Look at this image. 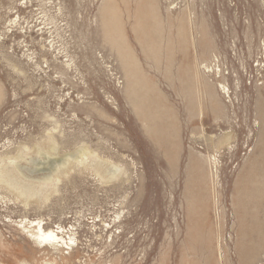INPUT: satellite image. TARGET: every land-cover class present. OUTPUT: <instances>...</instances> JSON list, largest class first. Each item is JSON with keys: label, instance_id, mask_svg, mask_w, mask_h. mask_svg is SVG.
I'll return each instance as SVG.
<instances>
[{"label": "rangeland", "instance_id": "374dc122", "mask_svg": "<svg viewBox=\"0 0 264 264\" xmlns=\"http://www.w3.org/2000/svg\"><path fill=\"white\" fill-rule=\"evenodd\" d=\"M262 114L264 0H0V264H264Z\"/></svg>", "mask_w": 264, "mask_h": 264}, {"label": "bare ground", "instance_id": "6f19581e", "mask_svg": "<svg viewBox=\"0 0 264 264\" xmlns=\"http://www.w3.org/2000/svg\"><path fill=\"white\" fill-rule=\"evenodd\" d=\"M218 72H220V71H218ZM216 76L218 78L221 77V75L220 74L218 75V73L216 74ZM210 91H211L210 109L215 115L220 117L223 114L224 107L221 103L222 101L220 102L218 95L219 94L223 95V97L226 99V101L230 102V100H231L230 90L226 85L217 84L216 86L210 85ZM193 114L195 115V114H197V112H194ZM262 118L264 120V114H262ZM193 119H195V117ZM254 124H259V122L255 121ZM249 150H252V149H249ZM78 153L81 154L83 152L79 151ZM66 158H68V157H66ZM64 160H67V159L64 158ZM62 162H63V160H62ZM194 163L197 166V168H202V166L200 165L201 163H199V162H194ZM107 173L110 174L109 176H112V175L115 176L116 175V172H107ZM212 174H213V178H215L216 177L215 176L216 175V166L212 167ZM29 223L33 227L37 228L36 232H34V239L35 240L44 241L45 244L55 245L58 248H61L63 246L67 248L68 246H73V244H74L73 238L69 237L68 240H66L61 236V234L63 233V230L59 227H56L55 229H45L43 227L44 223H42L41 221H38V222L37 221H31ZM69 249H71V248H69Z\"/></svg>", "mask_w": 264, "mask_h": 264}]
</instances>
